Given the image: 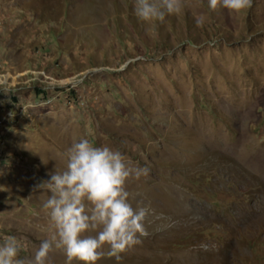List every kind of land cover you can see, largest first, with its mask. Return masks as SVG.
Returning <instances> with one entry per match:
<instances>
[{
  "label": "rangeland",
  "instance_id": "1",
  "mask_svg": "<svg viewBox=\"0 0 264 264\" xmlns=\"http://www.w3.org/2000/svg\"><path fill=\"white\" fill-rule=\"evenodd\" d=\"M183 2L150 28L133 0H0V238L19 257L52 235L35 186L86 138L149 169L127 185L149 235L119 264H264V0Z\"/></svg>",
  "mask_w": 264,
  "mask_h": 264
},
{
  "label": "clouds",
  "instance_id": "2",
  "mask_svg": "<svg viewBox=\"0 0 264 264\" xmlns=\"http://www.w3.org/2000/svg\"><path fill=\"white\" fill-rule=\"evenodd\" d=\"M249 4L250 0H207L211 11L239 13ZM183 8V0H133L132 4L137 21L150 28L182 14ZM202 19L197 17L196 24ZM61 155L66 161L63 170L52 171L35 186L48 193L40 207L52 235L41 240L28 259L19 257L23 245L17 237L3 236L0 264H51L53 250L63 254L64 264H96L104 256L119 264L123 253L149 235L146 223L154 210L139 202L133 206L127 190L129 182L148 176V167L134 164L117 149L95 147L86 138L72 142Z\"/></svg>",
  "mask_w": 264,
  "mask_h": 264
},
{
  "label": "built area",
  "instance_id": "3",
  "mask_svg": "<svg viewBox=\"0 0 264 264\" xmlns=\"http://www.w3.org/2000/svg\"><path fill=\"white\" fill-rule=\"evenodd\" d=\"M43 77H45L46 78V81L45 82H48V80L50 81L49 82V87H45V88H48L49 90H50V88H52L51 87V84L54 82V79L53 78H51V77H47L46 75H42ZM44 82V81H43ZM8 83H9V80H8V78H7V75H4L3 73H1L0 72V86L2 85V86H5L6 84L8 85ZM2 86H1V88H2ZM43 103V102H42ZM46 103H48V102H46ZM13 110V109H12ZM7 111V110H5V112H3L4 114H3V119L0 121V126L1 125H3L4 123H6L7 121H8V119H13V118H15V115L14 114H12V112L13 111ZM7 111V112H6ZM6 113V114H5ZM20 114H21V112H19ZM19 114V115H20ZM3 142H4V136H3V133L1 132L0 133V145H2L3 144Z\"/></svg>",
  "mask_w": 264,
  "mask_h": 264
}]
</instances>
